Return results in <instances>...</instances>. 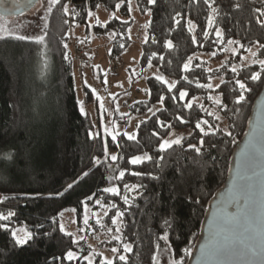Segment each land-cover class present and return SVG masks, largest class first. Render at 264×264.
I'll return each mask as SVG.
<instances>
[{
    "label": "trees",
    "instance_id": "16d2710c",
    "mask_svg": "<svg viewBox=\"0 0 264 264\" xmlns=\"http://www.w3.org/2000/svg\"><path fill=\"white\" fill-rule=\"evenodd\" d=\"M135 2L141 15L150 11L146 27L148 41L141 44L137 63L139 72L148 67L156 69L166 79L175 81L176 88L168 92L154 77L147 79L150 96L147 102L133 105L129 116L144 115L157 105L161 109L138 124L133 141L119 135L113 142L101 131L97 138L89 137L93 133L91 125L77 105L74 80L77 70L68 36L70 25L72 29L84 27L88 36L109 37V58L118 59L133 43L128 36L132 26L128 0H61L48 13L44 45L0 39V155L11 152L13 156L8 167L0 164V194L8 198L0 204V211L16 213L10 221L0 223H8L10 228L24 227L34 234L28 244L16 246L10 231L0 229V264H85L81 260L63 259L68 250H75V245L71 244V237L60 232L59 218L64 210L74 209L79 223L83 208L92 206L97 199L102 204L117 205L107 220L117 210L124 212L122 239L132 249L126 256L127 264H153L152 256L160 244L157 237L164 231L165 219L172 225L168 229L175 253L172 258H182L187 264L189 256L183 257L182 249L188 247L192 252L207 205L224 184L232 152L246 130L253 102L264 85V75L257 82L248 78L253 71L260 70L258 64L241 67L237 69L238 74L231 71L248 48L264 59V48L259 47L264 45V27L257 23V19L264 21L260 15L264 0H215L214 28L209 30L207 39L203 30L207 27L209 9L203 0H155L153 5H148L147 0ZM64 3L78 13L74 20L64 16ZM117 3L121 4L119 10ZM97 5L107 12L117 11L127 23L114 18L90 29L86 24L87 13L97 10ZM175 20L180 23L176 24ZM189 20L196 25L194 33L188 32ZM215 28L223 33L222 42H216ZM193 35L198 41L195 45ZM228 40L238 42L233 44L239 47L237 55L227 59L219 69L207 72V64L199 62L197 57L214 53L213 60L221 62L231 45ZM166 41L172 42V49L165 48ZM65 52L67 60L63 58ZM189 57H193L190 71L184 72L182 66ZM237 79L251 89L240 105L234 103V97L239 94L235 87ZM213 80L219 82L216 89L197 87ZM178 89L188 93L183 101L179 99ZM83 96L86 104L93 101L91 92L85 88ZM217 96L221 106L216 105L219 118L215 119L207 113L215 107L209 97ZM197 100L199 103H194ZM188 102L193 104V109L184 107ZM177 116L187 122L181 123ZM198 118L208 122L202 125L205 131L209 125L219 130L215 135L202 136L195 128ZM124 119L127 121L128 116ZM218 120L225 124L223 129L217 126ZM114 121L121 119L116 117ZM153 132L159 136H153ZM182 133L185 136L181 145H174L163 153L157 151L161 139ZM201 140L199 154L188 147H200ZM105 145L110 153L118 156L115 164L104 156ZM145 153L153 159L136 166L128 164L129 158ZM125 169L145 175L136 177L126 171L123 180L110 179ZM124 183L142 185L138 193L130 194V207L123 204L122 196L127 194ZM70 184L72 187L68 188ZM111 186L118 187L121 195L114 197L102 191ZM131 196L136 199L131 200Z\"/></svg>",
    "mask_w": 264,
    "mask_h": 264
},
{
    "label": "snow or ice",
    "instance_id": "6c2138e0",
    "mask_svg": "<svg viewBox=\"0 0 264 264\" xmlns=\"http://www.w3.org/2000/svg\"><path fill=\"white\" fill-rule=\"evenodd\" d=\"M49 2V8L48 13L50 14L52 11V8H54L57 4L61 3V0H48ZM204 4L207 5V8L209 9V14L207 16V27L203 30V36L205 39L209 36V30L214 28V20H215V14L217 13V8L214 7L215 0H203ZM148 5H153L155 3V0H147ZM99 7V5H97ZM121 7L120 3L116 4V9L119 10ZM238 8L239 5H236ZM62 11L64 16H71L74 20L78 13L73 8L70 10L69 4L64 3L62 5ZM128 11L129 14L132 11L131 7V0H128ZM146 14H150L146 13ZM89 19L91 20L93 13L91 11H88L87 13ZM114 15V14H113ZM260 15L264 16V11H260ZM123 23H127V21H122ZM64 23H68V20H65ZM96 25L100 24V21L97 19L95 21ZM176 24H179V20H175ZM257 23L264 27V21H261L257 19ZM92 26L91 24L89 25ZM47 27V25H45ZM145 27H148L146 24ZM196 29V25L189 20L188 21V32L194 33ZM130 31V30H129ZM215 36L217 38L216 42H222L224 37L223 33L219 28H215ZM13 38L16 40H28L31 41L37 45H44L45 44V35H37V36H26L14 33L4 27L3 25H0V39H8ZM148 37L145 36V43H147ZM153 42L155 40L153 39ZM192 43L195 45L198 43L196 36H192ZM228 44H236L237 41L228 40ZM165 48L172 49L173 44L171 41L165 42ZM203 45H201L202 47ZM68 45L67 43L64 44V48L67 49ZM123 47V45H121ZM260 48H264V45H259ZM233 53H235V49L232 50ZM251 56L254 58L252 63L259 65V71H253L250 76L248 77L251 81L257 82L260 81L262 78V75H264V59H259L257 52L252 51L251 48L246 49ZM43 55V53H42ZM153 57L156 56V53L152 54ZM63 58L65 60L68 59V53L65 52L63 54ZM162 60L163 57H160ZM193 57H189L188 60L183 64L182 69L184 72H189L190 67L192 64ZM149 64H151V59L149 60ZM47 66V62L45 61V67ZM247 66V65H245ZM233 73L238 74V70L236 67H233L231 69ZM155 79L161 84L166 85L168 92H172L173 89L176 88V82L172 81L169 82L165 79L163 75H156ZM105 85H107V80L105 79L103 81ZM84 87L86 89L91 90L92 96L95 98L96 101L100 102L99 107L101 110H104V105L101 100V97L96 94V90L92 88L90 85H88L87 80L84 81ZM197 87L201 88H207L212 89L214 86L211 83H208L206 85H200L197 84ZM216 87H219V85H216ZM235 87L239 90V94L234 97V103L236 105L242 104L246 100V93L250 92L251 89L247 86V84L237 79L235 81ZM147 95L150 96L149 90H144ZM179 99L181 101L184 100V98L188 95V93L184 90H179ZM113 99H115V94H110ZM175 99V97H173ZM209 99H214L215 104L219 107L221 106V100L217 97H209ZM164 97H160V103L163 104ZM77 105L79 107V111L81 115H86L84 101L77 100ZM187 109H193V104L191 102H188L184 105ZM201 108H203V105H200ZM223 110V109H221ZM118 111V108H117ZM150 112H152V109H149ZM205 111H207L205 109ZM208 115L212 116L214 113L208 112ZM126 115V114H121ZM153 115H155V112H153ZM217 119L219 117H216ZM177 120H179L181 123H186L187 121L183 120L180 116L176 117ZM111 123V122H109ZM157 123L163 125V121H157ZM208 122L203 119H197V123L195 124V128L200 130V133L203 135H215L216 131L219 129H213L211 125H209L208 131H205V129L202 127V125L207 124ZM103 127V125H102ZM139 127V125H137ZM166 127L171 128V125H167ZM257 127L260 129V136L258 143L261 145H264V108L261 110V119L258 121ZM116 126L112 125V130L110 131L108 127H103L104 135L110 136L111 140L113 142L117 141V137L120 135L119 132L115 131ZM228 136H231L230 132L225 133ZM100 134L99 133H89L90 138H97ZM153 136L158 137L159 134L157 132L152 133ZM253 140L257 139L256 136V129L253 130ZM124 136L127 140L133 141L136 139L134 134H128L124 133ZM182 139L181 138H174V139H161L157 151L160 153L166 152L168 149H171L174 145H181ZM203 146V140H201L200 147H197L196 145H189L188 147L191 149H194L197 154L200 153V149ZM260 156L264 158V148H257L255 144L246 146L245 150H242L241 153V159L237 162V169H238V176L237 179L233 181V201L232 203H235L237 207L236 213H229L227 211V207H225L221 214L217 216L214 214L213 220L210 221V231H209V239L206 243L200 245V254H201V261L202 264H227V261L232 258L237 259H246V258H259L261 260V264H264V171L258 173L256 172V161L257 156ZM104 156L108 157L110 161L115 164L118 161V156L116 154H112L108 151L107 145H105L104 149ZM13 156L11 152L5 153L3 155H0V164H3L5 167L9 166V163L12 161ZM119 159H122V157H119ZM153 157L148 155L147 153L143 155H136L134 157H131L128 159V164L132 166L140 165L144 162L152 160ZM160 159H163V156L160 157ZM95 163L99 164V160H95ZM243 169V173L240 172V170ZM126 171L129 172L130 175L141 177L145 175L142 172L138 171H129L127 169L120 170L118 172V175L111 177L110 179L115 180H123L125 178ZM87 175V173H85ZM151 175V174H148ZM257 177H259V180H257ZM72 185H68V188H71ZM142 187V185L139 184H128L124 183L123 188L124 192L127 193L122 196L123 204L127 207H130V194L133 192H137ZM102 191L106 194H110L112 196H118L121 195L120 190L116 186L111 187H105L102 189ZM63 193H56L55 195L59 196ZM8 198L7 197H0V204H3ZM88 199H92V197H89ZM136 196H131V200H135ZM97 205H100L101 202L99 199L95 201ZM102 206V205H101ZM109 208L115 209L117 208V205L115 203H111L108 205ZM75 211V210H73ZM87 206H85V212H87ZM16 213L12 210H7V212L0 211V222H8L10 221ZM62 215V213H61ZM93 215H96L93 213ZM104 215H107V212L104 213ZM124 215V212L117 210L115 212V215L111 217L112 225H117L119 220H122ZM84 224L87 225L89 223V218L87 215L83 218ZM243 222V234L238 236L236 233V226ZM97 224L100 223V220L98 219ZM171 222L168 219H165L163 221L162 227L164 228V231L162 234L158 235L157 239L159 241H163L164 248L163 252L168 253L170 257H174L175 253L173 250V246L170 243L169 239V231L168 229L171 228ZM0 229H3L5 231H10L11 238L15 242L16 246H24L28 244L30 241L34 239V234L27 229L24 228H10L8 223H0ZM60 232L67 237H71V244L76 245L79 243V240L83 239V237H75L71 232H68L65 230L63 225H60L59 228ZM116 232L120 231L119 227H116ZM109 231H112L109 229ZM47 235V234H46ZM114 239L119 240V236H114ZM156 248L160 250L161 246L160 244L156 245ZM124 252L128 253L131 252V246L125 244L123 246ZM113 253H117L118 249L113 247L111 249ZM191 255L190 248L185 247L182 249V256L188 257ZM119 260L125 262L126 257L125 255H119ZM63 259H66L68 261H74L78 259L77 254L75 251L68 250L66 254L63 256ZM87 261V264H93V259L85 256L83 258ZM152 262L153 264H160V260L158 259V255L154 254L152 256ZM102 264H113V261L111 259H104ZM169 264H184V260L182 258H171L169 260Z\"/></svg>",
    "mask_w": 264,
    "mask_h": 264
},
{
    "label": "rangeland",
    "instance_id": "374dc122",
    "mask_svg": "<svg viewBox=\"0 0 264 264\" xmlns=\"http://www.w3.org/2000/svg\"><path fill=\"white\" fill-rule=\"evenodd\" d=\"M131 7L132 11L129 14V20L132 22V26L130 31H128V36L133 43L127 48L122 56L113 61L109 58V37L96 38L93 35L88 36L84 27L82 29H72L69 25L68 36L71 37L70 39L74 40V42H80L81 48L86 53L89 62L88 69L74 73L77 100L84 101V81L87 80L88 85L94 88L96 94L101 97L104 105V110H101L99 107L100 102L96 101L93 96L92 102L86 104L84 101L86 111L85 116L89 120L93 133L101 131L104 134L103 127H108L111 131L112 125H115V131L119 132L120 135H124V133L135 135L137 125L152 116L153 112L156 113L161 109V105H157L151 108L153 110L152 112L148 111L144 115L129 116L130 108L133 105L137 103H145L149 98L144 91L145 89L148 90L147 79L152 77L155 78L156 75H160L156 69L151 67L139 72L137 63L141 56V44L145 41V25L149 23L150 16L149 14H140L135 0H131ZM48 8V0H39L34 8L19 16L6 18L0 17V25H3L10 31L21 35H43L48 19ZM114 18L119 21H126L120 17L117 11L113 13L107 12L101 7H98L97 10L93 12L91 20L88 18L86 24L91 29L93 26H98L95 23L97 19L100 21L99 25H105ZM90 24L92 25L91 27L89 26ZM85 40L88 41L86 42ZM233 49H235V53H233ZM238 51L239 47L235 48L233 44H231L225 57H222L221 62L213 60L214 53L200 55L197 57V60L199 62H205L207 64V72H212L219 69L221 66H224L227 59L231 60L232 57L237 55ZM252 60L253 57L247 52L240 58V63L233 65L232 68L236 67L239 69L245 67V65L250 66ZM105 79L107 80V85L103 83ZM166 80L172 82V80ZM211 84L214 86L212 89H216V85H218L219 82L218 80H213ZM87 90L91 92L90 89ZM110 94H115V99H113ZM212 101H214V99L211 100V102ZM194 103H199V100ZM211 111L214 113L213 118L217 119L216 117H218V114L215 113L216 104ZM121 114L126 115L122 116ZM127 116L128 119L125 121L124 117ZM116 117L120 118L121 121L115 122L114 119ZM217 124V126L222 129L225 126L220 120H218ZM184 136L183 133L172 134L168 139H182ZM0 197L4 196L0 194ZM86 206L88 211L85 212V207L83 208L82 220L79 223H77L75 218L74 209H66L62 212V215L60 214V225H63L65 230L71 232L73 236L77 238L83 237V239L79 240V243L75 245L74 251L76 252L78 259L69 262L81 260L83 263L87 264V261L83 258L88 256L93 259V264H102L103 260L106 258L111 259L114 263L115 261H120L118 258L119 255H125L126 257L129 252L125 253L123 249V246L126 243H124L122 239L121 220L118 221L117 225H112L111 218L110 220H107L109 214L112 212V208H109L107 204L102 203L100 205L94 203L92 206ZM105 212H107V215H104ZM93 213L96 215H93ZM85 215L89 218V223L87 225L84 224L83 220ZM98 219L100 220L99 224L96 222ZM116 227L120 228L119 232H116ZM19 228L24 227H18L17 229ZM109 229L112 231H109ZM114 236H119L120 239H114ZM160 246V250L157 249L155 253L158 255L160 264H169V260L172 257H170L168 253L163 252V241H160ZM113 247L118 249L117 253L111 251Z\"/></svg>",
    "mask_w": 264,
    "mask_h": 264
},
{
    "label": "water",
    "instance_id": "95a60500",
    "mask_svg": "<svg viewBox=\"0 0 264 264\" xmlns=\"http://www.w3.org/2000/svg\"><path fill=\"white\" fill-rule=\"evenodd\" d=\"M39 0H0V16L1 17H14L19 16L25 12L34 8ZM264 108V85L261 92L253 102L251 112L247 121L246 130L232 152L228 172L223 186L213 195L207 205L204 218L201 223L198 240L189 256L187 264H202L200 245L204 244L209 239L210 221L213 220L214 214L219 216L222 210L227 207L229 213H236L237 207L235 203H232L233 193V181L237 179L238 169L237 162L241 159L242 150L246 149V146L255 144L257 148H264V145L258 143L260 136V129L257 127L258 121L261 119V110ZM256 129L257 139L253 140V130ZM256 172L260 173L264 171V158L257 156ZM243 173V169L240 170ZM259 180V177H257ZM243 222L236 226V233L238 236L243 234ZM227 264H261L259 258H246L237 259L232 258L227 261Z\"/></svg>",
    "mask_w": 264,
    "mask_h": 264
},
{
    "label": "built area",
    "instance_id": "2783aa9c",
    "mask_svg": "<svg viewBox=\"0 0 264 264\" xmlns=\"http://www.w3.org/2000/svg\"><path fill=\"white\" fill-rule=\"evenodd\" d=\"M69 37V49L71 52L72 60L76 66L77 72H82L89 68V62L87 60L86 53L82 50L80 42H74Z\"/></svg>",
    "mask_w": 264,
    "mask_h": 264
},
{
    "label": "flooded vegetation",
    "instance_id": "af4514ba",
    "mask_svg": "<svg viewBox=\"0 0 264 264\" xmlns=\"http://www.w3.org/2000/svg\"><path fill=\"white\" fill-rule=\"evenodd\" d=\"M19 0H16V2H18ZM1 17V16H0ZM1 18H5V17H1Z\"/></svg>",
    "mask_w": 264,
    "mask_h": 264
},
{
    "label": "crops",
    "instance_id": "0c3cea01",
    "mask_svg": "<svg viewBox=\"0 0 264 264\" xmlns=\"http://www.w3.org/2000/svg\"><path fill=\"white\" fill-rule=\"evenodd\" d=\"M77 73V72H76Z\"/></svg>",
    "mask_w": 264,
    "mask_h": 264
}]
</instances>
